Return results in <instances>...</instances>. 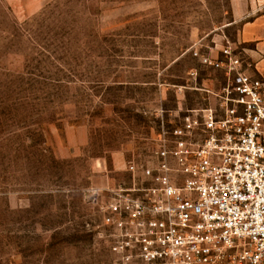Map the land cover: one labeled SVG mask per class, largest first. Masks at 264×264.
I'll use <instances>...</instances> for the list:
<instances>
[{"label": "rangeland", "instance_id": "obj_1", "mask_svg": "<svg viewBox=\"0 0 264 264\" xmlns=\"http://www.w3.org/2000/svg\"><path fill=\"white\" fill-rule=\"evenodd\" d=\"M253 21L264 0H0V264H136L91 196L146 185L128 161L216 103L224 70L204 57L264 66Z\"/></svg>", "mask_w": 264, "mask_h": 264}, {"label": "built area", "instance_id": "obj_2", "mask_svg": "<svg viewBox=\"0 0 264 264\" xmlns=\"http://www.w3.org/2000/svg\"><path fill=\"white\" fill-rule=\"evenodd\" d=\"M215 104L162 123L146 185L91 202L113 250L136 264H264V75L232 52Z\"/></svg>", "mask_w": 264, "mask_h": 264}, {"label": "crops", "instance_id": "obj_3", "mask_svg": "<svg viewBox=\"0 0 264 264\" xmlns=\"http://www.w3.org/2000/svg\"><path fill=\"white\" fill-rule=\"evenodd\" d=\"M262 22V20H260ZM258 21L247 22L243 25V32H247V38L244 41H255L257 42V48H263L264 42L261 41V34H264V25L259 24ZM258 40V41H257ZM263 68V64L258 62L253 71L257 70L259 73L263 74L260 69ZM264 75V74H263Z\"/></svg>", "mask_w": 264, "mask_h": 264}]
</instances>
